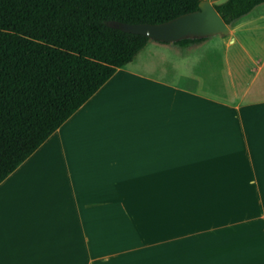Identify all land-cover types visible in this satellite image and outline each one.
I'll list each match as a JSON object with an SVG mask.
<instances>
[{
    "label": "crops",
    "instance_id": "1",
    "mask_svg": "<svg viewBox=\"0 0 264 264\" xmlns=\"http://www.w3.org/2000/svg\"><path fill=\"white\" fill-rule=\"evenodd\" d=\"M227 28L189 74L206 37L147 40L0 181V264H264V2Z\"/></svg>",
    "mask_w": 264,
    "mask_h": 264
},
{
    "label": "trees",
    "instance_id": "2",
    "mask_svg": "<svg viewBox=\"0 0 264 264\" xmlns=\"http://www.w3.org/2000/svg\"><path fill=\"white\" fill-rule=\"evenodd\" d=\"M199 1L0 0V181L148 40L108 23L157 24ZM261 2L211 5L228 26Z\"/></svg>",
    "mask_w": 264,
    "mask_h": 264
},
{
    "label": "water",
    "instance_id": "3",
    "mask_svg": "<svg viewBox=\"0 0 264 264\" xmlns=\"http://www.w3.org/2000/svg\"><path fill=\"white\" fill-rule=\"evenodd\" d=\"M109 26L123 32L139 34L148 40L173 43L184 38H205L213 35H226L227 26L214 11L211 3L200 0L193 11L180 14L157 24L121 22L108 23Z\"/></svg>",
    "mask_w": 264,
    "mask_h": 264
},
{
    "label": "rangeland",
    "instance_id": "4",
    "mask_svg": "<svg viewBox=\"0 0 264 264\" xmlns=\"http://www.w3.org/2000/svg\"><path fill=\"white\" fill-rule=\"evenodd\" d=\"M206 41L204 43H213V48H207L206 46L202 49V52L198 53H192L190 50L186 49H180L177 50V48L172 49L169 54L166 55L167 59H169L172 68L175 71H184L187 74L192 73L195 67V64L197 65L199 58L204 57L207 53H215L218 58L222 57V50H221V42L220 38L218 36H209L205 38ZM207 51V52H204ZM180 63V64H179ZM183 65H182V64ZM182 65V67H180ZM195 66V67H194ZM180 82V81H179Z\"/></svg>",
    "mask_w": 264,
    "mask_h": 264
}]
</instances>
